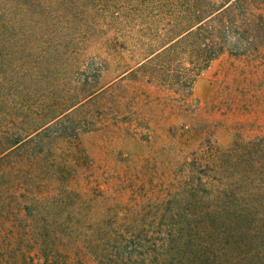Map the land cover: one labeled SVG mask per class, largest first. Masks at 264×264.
Segmentation results:
<instances>
[{"label": "rangeland", "instance_id": "rangeland-1", "mask_svg": "<svg viewBox=\"0 0 264 264\" xmlns=\"http://www.w3.org/2000/svg\"><path fill=\"white\" fill-rule=\"evenodd\" d=\"M144 2L3 0L0 264H42L45 249L61 264H100L88 246L98 222L158 236L164 219L195 213L181 211L191 161L264 136V48L222 54L190 93L176 91L189 60H143L169 33Z\"/></svg>", "mask_w": 264, "mask_h": 264}, {"label": "trees", "instance_id": "trees-1", "mask_svg": "<svg viewBox=\"0 0 264 264\" xmlns=\"http://www.w3.org/2000/svg\"><path fill=\"white\" fill-rule=\"evenodd\" d=\"M144 1L159 9L169 33L143 60H158L159 69L165 70H170L167 65L173 55L189 60L188 66L179 62L174 83L169 82L176 91L190 93L200 72L222 54L244 56L264 48V0ZM79 44L74 36L67 42L70 59ZM77 58L70 68L74 72ZM210 155L211 166L196 158L189 165L193 184L187 193L193 202L180 209L195 211L191 218L164 219L157 224L159 231L163 229L158 236H147L128 224L123 231L112 227L109 232L103 223L90 225L88 246L100 264H264V234L261 239L257 234L258 224L264 221V136L236 141ZM69 220L74 218L69 215ZM59 223L54 219L51 226ZM55 255L45 249L42 264H61Z\"/></svg>", "mask_w": 264, "mask_h": 264}]
</instances>
